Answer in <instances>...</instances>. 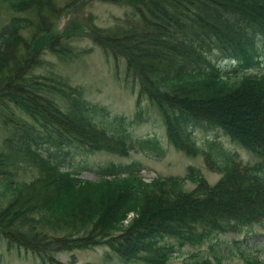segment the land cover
<instances>
[{
	"label": "trees",
	"instance_id": "obj_1",
	"mask_svg": "<svg viewBox=\"0 0 264 264\" xmlns=\"http://www.w3.org/2000/svg\"><path fill=\"white\" fill-rule=\"evenodd\" d=\"M3 1L18 13L37 11L36 21L16 16L0 29V121L10 131L0 150V237L9 249L43 264H77L57 254L104 245L125 262L170 264L174 247L166 238L201 245L264 224V0H102L132 13L113 28H92L106 57L123 61L137 105L157 107L169 141L222 174L214 184L195 167L184 178L151 181L137 164L107 167L97 178L63 167L62 152L72 148L127 156L159 153L162 145L135 138L124 116L111 117L81 87L36 72L47 50L67 54L71 33L51 21L53 0ZM216 59L234 63L224 69ZM201 126L222 130L262 159L244 163L215 140L201 149ZM23 165L38 176L19 181ZM187 181L196 185L191 191Z\"/></svg>",
	"mask_w": 264,
	"mask_h": 264
},
{
	"label": "rangeland",
	"instance_id": "obj_2",
	"mask_svg": "<svg viewBox=\"0 0 264 264\" xmlns=\"http://www.w3.org/2000/svg\"><path fill=\"white\" fill-rule=\"evenodd\" d=\"M53 3L57 11H51V21L55 24L57 22L63 33L66 31L71 33L70 38L63 44L67 54L59 56L52 50H47L46 62L37 67L36 72L62 77L68 84L81 87L85 98L107 107L111 111V117L124 116L135 138L158 139L162 145V151L159 153L154 150L147 152L134 150L127 156L111 151L88 152L72 148L62 152L67 156L63 167L79 171L82 178H97L101 176V170L107 167L123 169L128 165L137 164L141 167L140 175L146 181H151L155 177L184 178L189 168L195 167L208 182L216 183L222 174L211 170L202 154L189 156L169 141L165 123L155 105L149 100L137 105V90L132 88V77L127 78L123 61L118 63L113 56L106 57L104 48L96 43L91 34L94 26L113 28L120 23V19H126L127 15L132 13V9L102 0H53ZM36 13L34 9L26 10L24 13L15 12L6 2L0 0V29L16 16L24 15L36 21ZM23 35L30 38L26 31ZM216 61L224 69L231 68L234 63L231 60ZM261 65V70L258 71L264 73V56ZM9 135L10 131L0 121V150L4 148L5 139ZM195 137L203 150L207 147V141L215 140L244 163L256 164L262 159L255 152L232 141L222 130L215 127H198L195 130ZM37 176L36 169L23 165L19 167L16 178L19 181L30 182ZM195 186V183L187 181L185 189L191 191ZM163 243L174 247L175 253L170 264H190L193 259L202 257L210 259L212 264H250L249 261L253 260H257V264H264V224L261 223L246 227L241 233L217 234L214 239L201 245L186 244L181 247L173 238H166ZM57 258L62 262H70L74 258L77 264H147L140 260L125 262L118 253L104 245L59 252ZM0 264L43 263L30 252L9 249L6 240L0 237Z\"/></svg>",
	"mask_w": 264,
	"mask_h": 264
},
{
	"label": "bare ground",
	"instance_id": "obj_3",
	"mask_svg": "<svg viewBox=\"0 0 264 264\" xmlns=\"http://www.w3.org/2000/svg\"><path fill=\"white\" fill-rule=\"evenodd\" d=\"M3 1V0H2ZM5 2V1H4Z\"/></svg>",
	"mask_w": 264,
	"mask_h": 264
}]
</instances>
